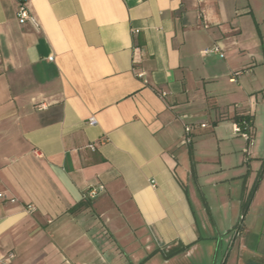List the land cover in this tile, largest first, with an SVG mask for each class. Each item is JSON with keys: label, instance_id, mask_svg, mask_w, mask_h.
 I'll return each mask as SVG.
<instances>
[{"label": "crops", "instance_id": "obj_1", "mask_svg": "<svg viewBox=\"0 0 264 264\" xmlns=\"http://www.w3.org/2000/svg\"><path fill=\"white\" fill-rule=\"evenodd\" d=\"M22 4L37 27L17 21ZM250 18L264 41V0H0V258L264 264ZM215 46L223 58L203 54ZM243 118L250 147L233 134Z\"/></svg>", "mask_w": 264, "mask_h": 264}, {"label": "built area", "instance_id": "obj_2", "mask_svg": "<svg viewBox=\"0 0 264 264\" xmlns=\"http://www.w3.org/2000/svg\"><path fill=\"white\" fill-rule=\"evenodd\" d=\"M16 18L17 21L22 24L25 22L31 23L33 26L37 27L33 17L30 15V13L27 11V9L25 8V6L22 4L19 6L18 11L16 13ZM204 55H209V54H213V55H218L220 58H223V53L222 51L217 47H212L209 50H206L203 52ZM139 77H141V75H139ZM161 97H165V94H161ZM95 120L94 118H89L88 120V124L90 126L95 125ZM201 127H204V125H201ZM184 132H185V136L181 142L182 145H188L191 143V136H190V127L188 125L184 126ZM233 132L235 135H239L247 144V147L252 146L253 144V135H252V124L251 121L249 122H242L241 124H234L233 125ZM91 150H94L93 146H90ZM154 185V183H152V186ZM104 192V187L102 185H97V186H93L88 188L84 194L82 195V199L84 201H88L91 202L93 201L100 193ZM2 197V195H0V198ZM11 203H15V200H10ZM25 212L28 215H33L36 212V208L32 205H27L25 207ZM13 254L12 253H8L5 258H0V262H2L3 264H9V262L13 259Z\"/></svg>", "mask_w": 264, "mask_h": 264}, {"label": "rangeland", "instance_id": "obj_3", "mask_svg": "<svg viewBox=\"0 0 264 264\" xmlns=\"http://www.w3.org/2000/svg\"><path fill=\"white\" fill-rule=\"evenodd\" d=\"M264 28V25L261 26V28ZM260 27L257 25V23L250 18L249 22L246 24V32H245V41H247V43L250 45L251 50H256L254 49V47L256 48H260V50L264 47V41L262 40V37L260 35L259 30ZM253 55V54H252ZM234 78L237 80V78L234 76ZM235 80V81H236ZM233 80V82H235ZM258 110L259 107H261L260 103L257 105ZM234 134V132H233ZM235 135V134H234ZM241 140L243 141V143H245V141L241 138ZM254 137H253V144H254Z\"/></svg>", "mask_w": 264, "mask_h": 264}, {"label": "trees", "instance_id": "obj_4", "mask_svg": "<svg viewBox=\"0 0 264 264\" xmlns=\"http://www.w3.org/2000/svg\"><path fill=\"white\" fill-rule=\"evenodd\" d=\"M249 121H251L250 118H243V119L241 120V123H242V122H249ZM171 255H172V254H168L167 257H170Z\"/></svg>", "mask_w": 264, "mask_h": 264}]
</instances>
